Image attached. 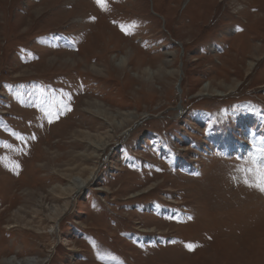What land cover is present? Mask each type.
I'll return each instance as SVG.
<instances>
[{
	"label": "rangeland",
	"instance_id": "374dc122",
	"mask_svg": "<svg viewBox=\"0 0 264 264\" xmlns=\"http://www.w3.org/2000/svg\"><path fill=\"white\" fill-rule=\"evenodd\" d=\"M106 2L0 0V264H264V0Z\"/></svg>",
	"mask_w": 264,
	"mask_h": 264
},
{
	"label": "snow or ice",
	"instance_id": "6c2138e0",
	"mask_svg": "<svg viewBox=\"0 0 264 264\" xmlns=\"http://www.w3.org/2000/svg\"><path fill=\"white\" fill-rule=\"evenodd\" d=\"M96 2L104 10H108L106 0H96ZM121 30L122 31L124 30L123 26H121ZM70 103H71L70 100L67 104L62 103L61 109L62 110H71ZM49 115H51V113H49ZM58 115H59V112H57V116ZM260 151L262 153H264V149H261ZM254 163H256V167H254L252 169V171H253L256 179L253 183H250L249 186L250 187H257V188H259L260 191H264V163H259V162H254ZM245 183H248L247 179L245 180ZM189 247H191V246H189Z\"/></svg>",
	"mask_w": 264,
	"mask_h": 264
},
{
	"label": "bare ground",
	"instance_id": "6f19581e",
	"mask_svg": "<svg viewBox=\"0 0 264 264\" xmlns=\"http://www.w3.org/2000/svg\"><path fill=\"white\" fill-rule=\"evenodd\" d=\"M125 72V71H124ZM218 96V95H217ZM95 168V167H94ZM90 178H88L87 180L85 181H82L80 178H77L74 182H73V185L76 187V191L77 193H79L80 191H82L85 186L87 185L88 181H89ZM72 192V191H71ZM74 196V195H73ZM5 201V200H4ZM3 202V201H2ZM20 264H36V261L35 260H30L29 262H24V263H20Z\"/></svg>",
	"mask_w": 264,
	"mask_h": 264
}]
</instances>
